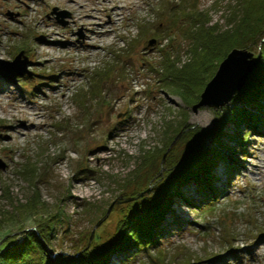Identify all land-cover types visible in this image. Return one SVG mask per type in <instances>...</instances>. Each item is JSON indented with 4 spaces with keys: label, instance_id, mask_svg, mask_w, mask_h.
I'll use <instances>...</instances> for the list:
<instances>
[{
    "label": "rangeland",
    "instance_id": "rangeland-1",
    "mask_svg": "<svg viewBox=\"0 0 264 264\" xmlns=\"http://www.w3.org/2000/svg\"><path fill=\"white\" fill-rule=\"evenodd\" d=\"M240 3L0 0V59L11 61L21 52V60H26L31 72L30 76H17L14 83L0 76V251L20 242L25 230L36 231L35 224L46 215L55 217L51 257H72L86 245L102 248L120 240L118 223L130 207L150 197L168 174L183 167L181 162L174 167L161 165L155 182L145 180L140 186L146 190L133 197L137 182L153 169L138 168L142 152L162 147L176 122L182 121L181 111L185 110L186 124L212 131L219 116L231 115L234 102L232 98L218 108L186 107L180 96L167 89L170 79L162 82L163 76L156 71L163 53L182 66L195 46L184 33L190 26L186 22L194 20L190 15L204 21L206 28L225 29ZM174 11L178 18L171 21ZM158 24L165 27L164 35L157 32ZM245 50L255 60L258 40L249 42ZM97 73L96 80H104L100 98L94 90L98 97L89 100L84 109L78 108L77 96L87 91ZM21 106L35 111L36 118L13 115L12 108L19 113ZM250 107L251 111L257 109ZM168 122L173 126L167 131ZM241 128L245 148L235 145L231 158L239 163L232 161L235 168L229 183L223 187L221 182L211 183L220 194L208 204L210 209L204 213L196 209L204 199L197 195L193 182L181 188L184 197H174L172 216L167 214L160 226L159 243L167 261L163 264H179L185 259L190 264H264V129L249 122ZM223 130L225 135L217 140L222 146H233L229 135L235 127L227 122ZM184 134L167 152L173 159H180L191 145L198 144ZM204 144L213 146L215 138L210 135ZM216 162L215 174L224 179V160ZM24 169L31 171L32 180L23 174ZM32 187L42 201L37 206L39 213L15 215L14 208L31 198ZM211 191L205 197L216 194ZM177 201L182 203L181 212ZM14 234V240L3 243ZM236 249L240 254L230 256ZM149 255L155 254L151 251ZM8 260L0 256V264H8ZM121 260L148 264L146 255L135 253L132 247L125 257L113 256L114 264Z\"/></svg>",
    "mask_w": 264,
    "mask_h": 264
},
{
    "label": "trees",
    "instance_id": "trees-1",
    "mask_svg": "<svg viewBox=\"0 0 264 264\" xmlns=\"http://www.w3.org/2000/svg\"><path fill=\"white\" fill-rule=\"evenodd\" d=\"M241 1L242 4L240 3L241 6L238 10L234 9L232 11L226 22L228 27L225 29H219L216 25L206 28L204 21L196 20L198 17L195 19L194 15L190 13V19L194 20L192 22L184 21V23L190 24L187 27L188 29L184 30V33L192 37V41L195 43L194 48L190 51V60L179 67V60H171L170 56L163 53L164 57L162 63H160V68H154L160 74V77L163 76L160 79L162 82L170 79L171 83L167 86V89L180 96L186 107H192L199 101L204 86L212 78L218 64L227 54L233 49H245L249 42L257 39L259 42L257 67L248 75L244 86L235 93L232 109L230 110L231 115L227 118L222 115L219 116L215 128L212 131H204L201 128L186 124L185 110L181 111L179 116L182 121L176 122L171 130L173 134L164 140L162 147L142 152L138 168L150 167L153 169L139 184L137 182L133 197H140L146 190V188L143 189L140 186L145 180L155 182L153 178H155L154 176L161 165L162 167L164 165L174 167L181 162L183 167L175 173L168 174L166 181L150 197L142 198L138 205L130 207L128 213L118 223L120 238L118 242L102 248L91 244L86 248V245L78 249L72 257L66 254L51 257L49 252L51 251L50 245L53 238L55 217L46 215L41 216L42 218L35 224L36 231L27 229L21 235L22 240L20 242L16 241V243L14 242L0 251V256L9 259L8 264H113L114 255L119 254L125 257L131 247L135 249V253L145 254L149 260H147L148 264L167 262L159 243L160 226L174 197L183 196L181 188H184L186 183L193 182L197 188L198 196L204 199L201 204L197 205L196 209L200 210V213L207 212L210 209L207 208L208 204H212L213 198L220 194L218 190L211 186V182L215 178L216 161L224 160L227 175L230 177L235 168L231 162L239 163L236 159L232 160L231 158V154L236 150L235 145L240 149L241 147L245 148L244 137L240 135V130H242L240 126L245 122H249L252 125L258 124L261 130L264 129V102L261 101L264 100V0ZM184 6L187 7V4ZM193 8L194 6H189V9ZM177 14L178 12H175L171 21L178 18ZM175 22H172V24L175 25ZM157 26V32L164 35L166 33L165 27L161 24ZM150 69L152 68L150 67ZM97 77H99L98 73L90 80L87 91L81 96H77L76 104L78 108L84 109L89 100L92 101V99L98 97L94 90L99 95L104 80L103 82L99 79L96 80ZM239 104H243V107H240ZM252 105L257 108L255 111L249 110ZM227 122L235 127L233 134L229 135L233 142L231 147L222 146L221 141L217 140V138L221 139V136L225 135L223 129ZM172 126V123H166L167 131ZM182 132L185 133V139H194L198 144L194 147L191 145L180 159H173V156L167 152L173 145L175 137ZM210 135L215 138L213 146L204 144V141ZM225 154L229 155L230 158L225 159ZM163 160L165 163H163ZM30 172L29 169H24L23 174H27L30 178ZM32 178L30 179L32 180ZM227 183H229V180H227ZM211 190L216 194L205 197L212 194ZM31 191V198L14 208L15 215L19 216L23 212L29 216L39 213L37 206L42 205L40 195L34 187ZM10 215L15 216L13 213H10ZM16 236L17 234L6 237L3 243L14 240ZM151 251L155 254L154 256L149 255ZM154 260L158 263H153ZM170 262L172 261L170 260ZM121 264H126V262L121 260ZM179 264L190 263L188 259H185Z\"/></svg>",
    "mask_w": 264,
    "mask_h": 264
},
{
    "label": "water",
    "instance_id": "water-1",
    "mask_svg": "<svg viewBox=\"0 0 264 264\" xmlns=\"http://www.w3.org/2000/svg\"><path fill=\"white\" fill-rule=\"evenodd\" d=\"M22 53H18L11 61L0 59V76L10 82H15V78L21 75H31L26 69V60H21ZM250 53L245 49H233L218 64L212 78L204 86L199 101L192 107L213 106L215 108L227 104L245 84L251 71L256 67L259 54L255 60H250ZM18 70H13L16 68ZM179 136V135H178ZM175 137L174 141L178 138ZM1 167V165H0ZM112 205L110 206V208ZM107 211V214L110 210ZM106 216V215H105ZM100 219L93 227L94 229L104 219ZM26 230L24 231V233ZM92 236V233H91ZM87 248V247H86Z\"/></svg>",
    "mask_w": 264,
    "mask_h": 264
},
{
    "label": "bare ground",
    "instance_id": "bare-ground-1",
    "mask_svg": "<svg viewBox=\"0 0 264 264\" xmlns=\"http://www.w3.org/2000/svg\"><path fill=\"white\" fill-rule=\"evenodd\" d=\"M55 19H56V17H55ZM97 26H99L100 24H99V21H98V24H96ZM12 110H13V115H15V116H22V117H28V118H30V119H32L31 117H33V116H35V118H36V116H37V114H36V112L35 111H32L31 110V108H29V107H23V106H21L20 108H19V110L21 111V112H19L18 113V109H16L15 107H13L12 108ZM91 174H93L94 175V172H92ZM175 204L176 205H179L178 206V210L181 212V210H180V206H181V202L180 201H177V202H175ZM199 204H201V203H199ZM199 204H197V205H199ZM262 244V243H261ZM257 247H258V245H259V243H256L255 244ZM238 254H240V251L238 250L237 251V249L236 250H233L231 253H229V255L230 256H234V255H238ZM259 257V256H258ZM120 263H121V261H120Z\"/></svg>",
    "mask_w": 264,
    "mask_h": 264
}]
</instances>
